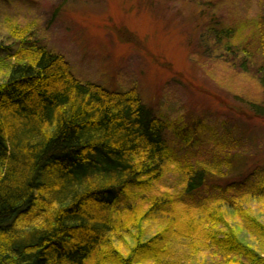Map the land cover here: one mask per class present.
Segmentation results:
<instances>
[{"label": "trees", "instance_id": "trees-1", "mask_svg": "<svg viewBox=\"0 0 264 264\" xmlns=\"http://www.w3.org/2000/svg\"><path fill=\"white\" fill-rule=\"evenodd\" d=\"M252 26L264 55V14ZM207 29L220 47L239 43L241 26ZM10 58L0 60V264H264V224L249 207L264 201V176L220 183L242 160L227 141L211 163L193 159L136 88L83 82L41 47ZM256 74L264 86V63Z\"/></svg>", "mask_w": 264, "mask_h": 264}, {"label": "rangeland", "instance_id": "rangeland-1", "mask_svg": "<svg viewBox=\"0 0 264 264\" xmlns=\"http://www.w3.org/2000/svg\"><path fill=\"white\" fill-rule=\"evenodd\" d=\"M263 14L264 0H0V60L13 63L18 49L41 47L62 55L83 82L136 88L182 154L211 163L227 141L226 151L242 156L218 178L225 184L264 176V118L253 111L264 107L256 74L264 55L251 39L252 21ZM216 19L241 26L246 68L237 40L215 44L207 28ZM249 205L264 224V201ZM241 236L258 247L252 235Z\"/></svg>", "mask_w": 264, "mask_h": 264}]
</instances>
